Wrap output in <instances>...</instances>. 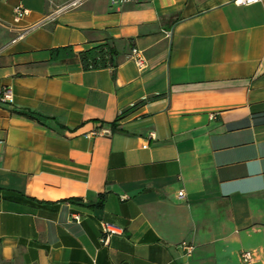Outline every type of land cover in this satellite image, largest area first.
I'll return each instance as SVG.
<instances>
[{
    "label": "crops",
    "instance_id": "crops-1",
    "mask_svg": "<svg viewBox=\"0 0 264 264\" xmlns=\"http://www.w3.org/2000/svg\"><path fill=\"white\" fill-rule=\"evenodd\" d=\"M69 1L0 0V264H264V0Z\"/></svg>",
    "mask_w": 264,
    "mask_h": 264
},
{
    "label": "built area",
    "instance_id": "built-area-1",
    "mask_svg": "<svg viewBox=\"0 0 264 264\" xmlns=\"http://www.w3.org/2000/svg\"><path fill=\"white\" fill-rule=\"evenodd\" d=\"M86 0H70L68 3H66L60 10L57 12H64L68 10H73L78 7H80L83 2ZM137 0H113V4H116L118 2H136ZM262 0H234V4L238 6H248L253 5L256 3L261 2ZM30 14V11L24 8L21 4L16 6L13 10V18L15 23H20L24 18H26ZM132 60L135 62L136 66L143 70L146 68V60L142 56L141 52L137 49H134L132 51ZM0 101L5 104H14L15 98L13 90L10 87H6L3 89L1 93ZM184 192L179 193V198H184ZM72 220L79 223L81 221L79 215H72ZM124 233L123 229L115 226L111 223H108L106 221H101V237H100V243L103 246L108 247L110 245V241L115 236H122ZM181 248L186 252L187 255H190L194 247L191 244L183 243L181 245ZM254 253L244 251L241 253V261L243 264H252L254 262Z\"/></svg>",
    "mask_w": 264,
    "mask_h": 264
},
{
    "label": "trees",
    "instance_id": "trees-1",
    "mask_svg": "<svg viewBox=\"0 0 264 264\" xmlns=\"http://www.w3.org/2000/svg\"><path fill=\"white\" fill-rule=\"evenodd\" d=\"M51 60L54 62H66L79 60L82 65L83 70L85 71H94L102 69H116V57L118 51L116 48L106 42L97 44L87 50L76 53L74 47L67 46L62 48H55L50 50ZM127 112L122 113L118 116L117 121L120 120ZM23 116L37 120L33 115L24 113ZM38 121V120H37ZM112 127L115 128V123L112 124ZM103 196L99 206L103 205Z\"/></svg>",
    "mask_w": 264,
    "mask_h": 264
}]
</instances>
